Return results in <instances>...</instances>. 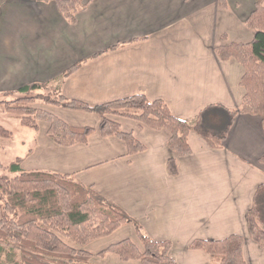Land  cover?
Here are the masks:
<instances>
[{"label": "crops", "instance_id": "crops-1", "mask_svg": "<svg viewBox=\"0 0 264 264\" xmlns=\"http://www.w3.org/2000/svg\"><path fill=\"white\" fill-rule=\"evenodd\" d=\"M82 1L87 5L70 24L53 2L0 0V96L34 84L59 87L64 97L91 106L144 95L162 100L191 126L200 121L223 129L226 113L234 115L232 123L221 148H211L191 131V154L178 157L168 147L167 130L133 120L111 117L144 147L132 156L122 140L102 138L97 131L85 145L62 147L47 135L49 125L40 122L21 169L72 175L92 187L151 240L169 242L176 264H210L204 252L188 250L190 244L231 235L242 237L246 264H264V249L250 239L246 225L255 191L264 184L261 118L239 112L243 67L215 54L216 47L251 42L254 34L245 23L255 0ZM36 107L73 127L97 130L101 122L95 114ZM125 239L141 249L134 226L125 225L85 248L91 264H140L98 255Z\"/></svg>", "mask_w": 264, "mask_h": 264}, {"label": "trees", "instance_id": "trees-1", "mask_svg": "<svg viewBox=\"0 0 264 264\" xmlns=\"http://www.w3.org/2000/svg\"><path fill=\"white\" fill-rule=\"evenodd\" d=\"M41 1L53 2L70 24L74 23L79 9L87 5L82 4V0ZM245 25L254 34L251 42L216 47L215 54L223 61L234 59L243 67L240 86L245 93L239 112L259 116L264 133V0H255L254 10ZM82 63L85 61L66 70L62 79L76 72ZM48 86L34 84L15 93H6L0 96V108L28 129L37 131L40 122L47 123V135L62 147L85 145L88 137L97 131L102 138L122 140L127 147V156L143 152L144 147L132 134L123 132L116 122L107 118L114 116L133 120L151 130H167L170 133L169 149L178 157H186L191 154L188 145L191 131L198 133L211 148L219 149L234 117L226 113V124L217 132L200 121L191 126L175 118L162 100H148L144 95L91 106L64 97L59 87ZM49 88L54 91L51 96L33 94ZM37 104L95 114L101 122L97 130L69 126L36 107ZM0 138L11 140L13 134L0 125ZM22 161L16 158L7 167L0 164V171L5 168L12 174L11 177L0 175V264H91L93 256L85 248L125 225L134 226L141 249L125 239L108 246L99 256L111 253L122 262L176 264L169 255V242L151 240L120 207L104 199L92 187L82 185L72 175L24 171ZM260 162L264 164V157ZM168 169L172 175L176 174L174 160L168 162ZM246 225L250 239L264 249V184L255 191ZM242 245V237L231 235L222 241L195 240L188 250L204 252L210 257V264H246Z\"/></svg>", "mask_w": 264, "mask_h": 264}, {"label": "rangeland", "instance_id": "rangeland-1", "mask_svg": "<svg viewBox=\"0 0 264 264\" xmlns=\"http://www.w3.org/2000/svg\"><path fill=\"white\" fill-rule=\"evenodd\" d=\"M48 87L54 88L53 86ZM50 88L49 90L41 89L40 91L34 92L33 94H44L45 96H51L53 95L54 91ZM111 117L114 116H107V118L110 120ZM0 125L13 134V138L11 140L0 138V164L4 167H7L11 162L15 161L16 158H23L27 151L33 148L36 133L35 130L22 127L16 117L4 113L1 108ZM221 127L215 129V131L218 132ZM0 175L6 177L12 176V174L9 173V171H7L5 168L0 171Z\"/></svg>", "mask_w": 264, "mask_h": 264}]
</instances>
